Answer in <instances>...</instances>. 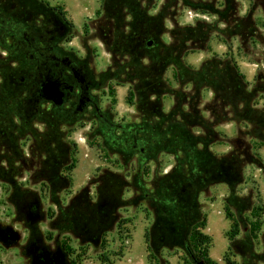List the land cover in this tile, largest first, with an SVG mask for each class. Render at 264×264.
<instances>
[{"label": "rangeland", "instance_id": "obj_1", "mask_svg": "<svg viewBox=\"0 0 264 264\" xmlns=\"http://www.w3.org/2000/svg\"><path fill=\"white\" fill-rule=\"evenodd\" d=\"M163 1L143 0L129 7L139 9L136 17L143 25L161 22L164 41H169L174 28L195 27L202 20L211 28L224 27L216 14L192 7L212 0L178 1L165 10ZM108 2L104 8L103 0H0V17L27 30L35 45L39 35L46 37L51 46L42 48V53L66 56L82 68L89 82L88 95L98 111L92 105L77 110L73 96L59 105L46 100L33 103L29 67L22 65L14 77L7 74L11 61L18 56L25 59L31 48L18 40L6 51L8 46H3L10 37L7 31H0V41L5 43L0 46L4 49L0 51V264H45L41 248L50 259L57 251V264H194L182 245L167 247L172 221L158 214L150 199L136 198L139 192L132 187L141 180L150 192L154 187L170 193L179 181L169 173L172 156L147 154L139 161L134 153L120 151L104 138L103 120L137 123L144 100L132 94L128 82L104 75L112 62L122 64L125 59L122 33L131 21L129 7L123 9L117 0ZM238 3L239 15L249 11V0ZM57 6L62 7L63 16L58 15ZM259 6L253 7L257 27L253 41L241 45L232 37L223 42L226 35L218 33L219 37L213 29L205 47L186 54L185 63L198 67L213 54H227L234 58L249 87L256 75L264 77V17ZM115 26L118 31H113ZM192 35L202 38L203 33L195 30ZM52 65L50 62L49 67ZM165 77L176 85L171 68ZM1 82L5 84L1 86ZM210 98L211 92L205 90L203 102ZM256 99L259 106L264 105V94ZM160 101L165 111L173 102L168 95ZM203 115L208 117L207 112ZM242 127L234 122L218 125L229 142L212 145V152H228ZM253 151L260 163L244 168L242 181L233 186L229 197L234 204L230 211L240 220L234 237H230L235 229L225 210L230 195L227 185L209 184L198 192L196 214L199 220L205 215V225L199 230L208 236L201 248L213 264H239L241 253L249 247L264 254V146ZM138 167L140 174L134 178ZM34 198L37 212L28 215L27 203ZM145 233L151 249H147Z\"/></svg>", "mask_w": 264, "mask_h": 264}, {"label": "trees", "instance_id": "obj_2", "mask_svg": "<svg viewBox=\"0 0 264 264\" xmlns=\"http://www.w3.org/2000/svg\"><path fill=\"white\" fill-rule=\"evenodd\" d=\"M117 1L125 9L130 5H139L143 0ZM178 1L185 0H164L162 8L165 10L171 5H176ZM249 1L250 9L243 15H239L238 0L197 2L196 6H192L193 8H199L202 13L216 14L217 21L222 22L224 27L219 28L214 25L211 28L210 23L202 20L195 27L174 28L169 33V41L160 38L163 34L161 22L143 25L137 18L139 9L134 10L129 7L131 21L126 25L128 30L122 33L121 41V51L125 59L122 60V64L112 62L104 73L108 78L128 82L132 94L144 99L137 123L121 124L103 120L104 138L115 144L120 151L134 153L139 161L147 154L153 158L159 153L172 156L174 163L169 173L177 175L179 181L170 193L154 187L150 192L143 186L141 180L132 187L136 193L139 192L136 198L150 199L154 210L172 221L167 247L180 244L190 258L191 255L195 258L198 255L197 259L202 260L204 264H213V262L207 256L206 249L201 248L202 240H208V236L199 230L205 225V215L202 214L201 219H198L197 195L209 184L227 185L230 195L226 199L225 210L226 217L235 229L231 230L230 237H234L240 220L230 211V206L234 207V204H230L229 197L232 195L233 186L242 181L244 168L252 163H260L259 156L253 148L264 146V105L259 106L256 99L264 94V77L256 75L253 85L249 87V83L231 55L213 54L203 59L198 67L185 63L184 57L196 49H203L213 29L217 36L218 33L226 35V37L221 36L223 42H226V38L232 37L238 39L241 45L248 40L253 41L257 34L253 7L260 5L264 17V0ZM108 3V0H103L104 8L109 6ZM56 11L58 15H64L61 6H57ZM1 30L7 31L5 33L10 37L7 44L0 41V46L4 44L3 47L8 46L4 48L6 51L18 40L23 41L26 48H31L25 59H20L18 56L11 61L14 63L9 68L11 72L7 74L14 77L22 65H27L26 67L31 70L27 75L29 87L32 91L34 87H40L44 82L43 69L50 63V55H45L41 50L49 49L51 46L47 40H44L46 37L39 35L37 38L40 39H37L35 45L31 39L34 37L10 18L6 20L0 17ZM118 30L119 28L115 26L113 31ZM195 30L200 34L203 33L202 38L193 37L192 32ZM15 35L19 39L12 38ZM4 58L5 56L3 60ZM168 68H171V78L175 86L165 77ZM125 70L127 72L124 73ZM39 72L41 78L38 77ZM4 84L1 82V86ZM205 90L211 92V98L203 102ZM163 95L171 96L173 100L166 111L163 110L160 101ZM204 112L208 113V117L203 115ZM225 122H234L243 127L239 128L237 136L232 139L229 151L218 155L212 152L211 146L229 142L228 137L217 129L218 125ZM139 174L138 167L134 178ZM37 206V199L29 201L28 215H35ZM254 212L253 208V215ZM253 225L257 226L256 222ZM144 238L147 249H151L149 234L145 233ZM41 249L45 264L48 261H51V264L59 262L60 255L58 257L57 251L56 256L50 259L46 250ZM239 264H264V254L249 247L241 253Z\"/></svg>", "mask_w": 264, "mask_h": 264}, {"label": "flooded vegetation", "instance_id": "obj_3", "mask_svg": "<svg viewBox=\"0 0 264 264\" xmlns=\"http://www.w3.org/2000/svg\"><path fill=\"white\" fill-rule=\"evenodd\" d=\"M49 58L50 62L53 65L50 67H45L43 69V84L46 82L55 83L58 86L59 90L63 92L62 102L65 98H69L72 96L76 98L77 110L81 111L88 105H92L95 107L93 99L88 95L87 90L89 82L85 79L84 71L82 70V68L77 67L76 64L66 56L59 57L51 54ZM40 76L41 72L38 73L39 78H41ZM43 84H41L40 87H34V90L31 93L33 96V103L40 102L41 100H46L42 91ZM46 101L52 102L51 100ZM95 110L96 112H98L96 107Z\"/></svg>", "mask_w": 264, "mask_h": 264}, {"label": "water", "instance_id": "obj_4", "mask_svg": "<svg viewBox=\"0 0 264 264\" xmlns=\"http://www.w3.org/2000/svg\"><path fill=\"white\" fill-rule=\"evenodd\" d=\"M42 91L44 98L46 100H51L56 105L61 104L63 92L59 90L58 86L55 83L52 82L44 83L42 86ZM191 258L194 264H204L202 260H198L192 255Z\"/></svg>", "mask_w": 264, "mask_h": 264}]
</instances>
